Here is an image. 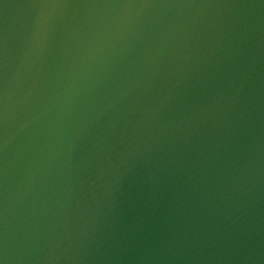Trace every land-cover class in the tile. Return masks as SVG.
Returning a JSON list of instances; mask_svg holds the SVG:
<instances>
[{"label":"water","instance_id":"water-1","mask_svg":"<svg viewBox=\"0 0 264 264\" xmlns=\"http://www.w3.org/2000/svg\"><path fill=\"white\" fill-rule=\"evenodd\" d=\"M0 264H264V0H0Z\"/></svg>","mask_w":264,"mask_h":264}]
</instances>
